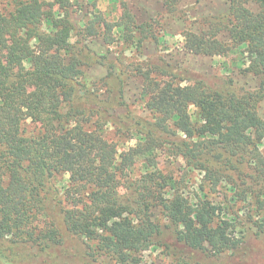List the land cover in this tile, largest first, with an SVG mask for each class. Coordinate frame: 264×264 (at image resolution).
<instances>
[{"label": "trees", "instance_id": "1", "mask_svg": "<svg viewBox=\"0 0 264 264\" xmlns=\"http://www.w3.org/2000/svg\"><path fill=\"white\" fill-rule=\"evenodd\" d=\"M4 1L12 10L0 12V264H93L101 255L141 264L155 246L243 264L264 250V0H226L227 12L181 33L186 53H238L241 74L258 81L249 89L91 49L92 38L139 53L164 39L161 17L139 22L124 0H112V18L97 0ZM161 1L175 16L182 0ZM94 64L107 71L98 87L121 105L125 78H142L152 120L132 116L123 130L135 141L122 150L98 125L110 115L80 82ZM28 119L39 126L34 135L25 134ZM162 155L201 172L197 188L163 172ZM61 173L68 183L58 188Z\"/></svg>", "mask_w": 264, "mask_h": 264}, {"label": "rangeland", "instance_id": "2", "mask_svg": "<svg viewBox=\"0 0 264 264\" xmlns=\"http://www.w3.org/2000/svg\"><path fill=\"white\" fill-rule=\"evenodd\" d=\"M86 1V0H81ZM129 9L134 13L135 18L139 22L147 21L154 17H161L166 35L160 42L155 43L152 40H147L143 44L141 52L129 50L123 43L107 46L100 38H92L88 44L91 49L100 53L106 54L110 60L120 63H130L131 61H139L140 63H149L151 65H159L162 68L174 69H189L198 72L214 82L218 80H232L234 87L255 88L258 84L256 78L250 74L243 76L241 74L240 62H238L239 54L230 53L225 56H206L194 55L184 52L179 48L182 42V31H196L199 22L208 16L218 15L227 12L228 2L226 0H182L179 5V11L175 16L168 15L161 0H124ZM100 9L108 13L109 18L119 14L118 2L112 0H97ZM12 10V5L4 0H0V12L7 13ZM84 11V9H83ZM106 69L94 64L85 69L84 76L81 78V84L88 87L93 96L98 100L99 106L107 111L110 116L98 123L103 134L110 140L118 143L119 149H124L129 145H133L135 136H129L123 130L125 123L132 116L140 117L145 120H152V113L146 107V97L142 95V78L138 75L127 76L124 83L123 102L112 101L107 98L108 93L105 88H99L100 79L105 77ZM163 79V77H157ZM92 101V100H91ZM259 114L264 117V100L259 103ZM108 121V122H106ZM24 131L27 135H34L38 129V124L32 120H26ZM264 142V141H263ZM264 151V144H263ZM159 167L163 172H172L176 179L186 178L187 187L190 189L197 188L200 183L202 173L197 170H187L184 161L180 157L162 155L159 157ZM240 171H248L244 165H240ZM143 170V164L138 162L133 170L135 176ZM67 174H58L53 182L59 188L68 183ZM186 187V188H187ZM226 186L224 183L219 189V197H213L215 201L221 199L225 195ZM226 206L228 204L224 201ZM239 210V215L243 217L244 207L240 202L233 208ZM248 224L242 225L241 228L248 230ZM73 239V238H72ZM257 241L250 239L251 244ZM70 245L77 247L81 252L82 245L76 240H70ZM175 247V246H174ZM168 250L165 247L155 246L144 251L142 254L141 264H237L232 258L225 256H213L205 252L190 251L189 249L177 248ZM93 264H114L110 257L101 255ZM243 264H264V250L258 253H253L247 258Z\"/></svg>", "mask_w": 264, "mask_h": 264}]
</instances>
